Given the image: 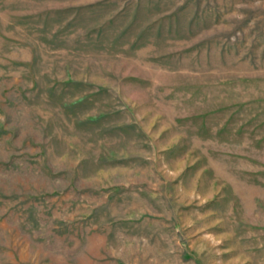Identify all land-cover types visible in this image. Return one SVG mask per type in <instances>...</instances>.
Returning a JSON list of instances; mask_svg holds the SVG:
<instances>
[{
  "label": "rangeland",
  "instance_id": "1",
  "mask_svg": "<svg viewBox=\"0 0 264 264\" xmlns=\"http://www.w3.org/2000/svg\"><path fill=\"white\" fill-rule=\"evenodd\" d=\"M0 264H264V0H0Z\"/></svg>",
  "mask_w": 264,
  "mask_h": 264
}]
</instances>
